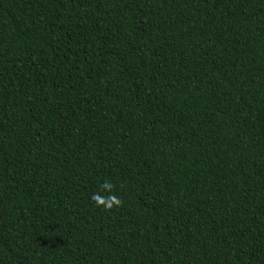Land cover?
Here are the masks:
<instances>
[{"label": "trees", "instance_id": "16d2710c", "mask_svg": "<svg viewBox=\"0 0 264 264\" xmlns=\"http://www.w3.org/2000/svg\"><path fill=\"white\" fill-rule=\"evenodd\" d=\"M0 264H264V0H0Z\"/></svg>", "mask_w": 264, "mask_h": 264}, {"label": "clouds", "instance_id": "9594fccd", "mask_svg": "<svg viewBox=\"0 0 264 264\" xmlns=\"http://www.w3.org/2000/svg\"><path fill=\"white\" fill-rule=\"evenodd\" d=\"M103 187L109 191H111L113 185L109 181H105L103 184ZM92 200L98 205L103 206L106 209H110L113 206H119L121 201L120 199L115 195H109L104 198H102L99 195H93Z\"/></svg>", "mask_w": 264, "mask_h": 264}]
</instances>
